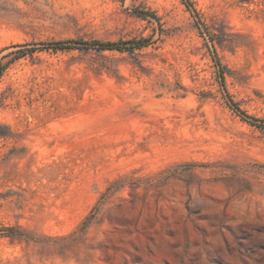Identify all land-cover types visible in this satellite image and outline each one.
Here are the masks:
<instances>
[{"label":"rangeland","instance_id":"1","mask_svg":"<svg viewBox=\"0 0 264 264\" xmlns=\"http://www.w3.org/2000/svg\"><path fill=\"white\" fill-rule=\"evenodd\" d=\"M0 264H264V0H0Z\"/></svg>","mask_w":264,"mask_h":264},{"label":"trees","instance_id":"2","mask_svg":"<svg viewBox=\"0 0 264 264\" xmlns=\"http://www.w3.org/2000/svg\"><path fill=\"white\" fill-rule=\"evenodd\" d=\"M103 47H111V48H116L115 44H107V45H101Z\"/></svg>","mask_w":264,"mask_h":264}]
</instances>
